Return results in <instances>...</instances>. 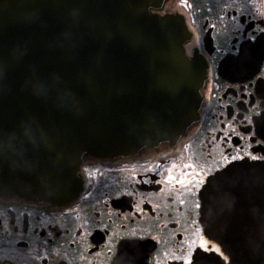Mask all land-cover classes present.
I'll return each instance as SVG.
<instances>
[{"label":"water","instance_id":"water-1","mask_svg":"<svg viewBox=\"0 0 264 264\" xmlns=\"http://www.w3.org/2000/svg\"><path fill=\"white\" fill-rule=\"evenodd\" d=\"M167 1L0 0L1 197L67 203L88 157L172 145L197 121L183 22L152 13ZM199 196L230 263L264 264V165L232 164Z\"/></svg>","mask_w":264,"mask_h":264},{"label":"flooded vegetation","instance_id":"flooded-vegetation-1","mask_svg":"<svg viewBox=\"0 0 264 264\" xmlns=\"http://www.w3.org/2000/svg\"><path fill=\"white\" fill-rule=\"evenodd\" d=\"M152 13L183 22L202 72L197 121L172 145L88 157L67 203L0 196V264H185L189 253L231 264L204 234L199 193L232 164L264 165V0H169Z\"/></svg>","mask_w":264,"mask_h":264},{"label":"snow or ice","instance_id":"snow-or-ice-1","mask_svg":"<svg viewBox=\"0 0 264 264\" xmlns=\"http://www.w3.org/2000/svg\"><path fill=\"white\" fill-rule=\"evenodd\" d=\"M252 159H257V157L253 156ZM259 159L264 160V157H259ZM201 183H203V182H201ZM201 247H202V250H203V251H209V250H211L212 245H211V244H208L207 242H205V244L202 245ZM193 251H194V250H193ZM216 251H219V249H216ZM191 256H192V254L189 253V257H188V259L185 261V264H192Z\"/></svg>","mask_w":264,"mask_h":264}]
</instances>
